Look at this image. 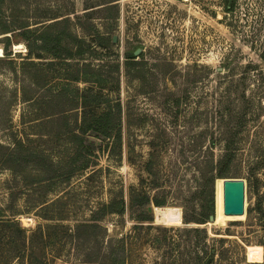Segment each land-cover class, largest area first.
Wrapping results in <instances>:
<instances>
[{"label": "rangeland", "instance_id": "374dc122", "mask_svg": "<svg viewBox=\"0 0 264 264\" xmlns=\"http://www.w3.org/2000/svg\"><path fill=\"white\" fill-rule=\"evenodd\" d=\"M102 1L0 0V219L15 213L30 232L43 223L42 203L61 198L72 228L121 198L122 214L103 215L101 229L83 233L87 246L129 237L132 264H194L191 245L204 232L207 264H264V0H237L230 13L224 0H104L113 9L85 10ZM56 10L75 16L53 24ZM225 90L248 106L225 176L246 183L237 217L223 215V178L206 172L198 137L213 128L206 107ZM174 98L185 99L177 111ZM117 100L120 149L111 155L88 133L96 156L78 172L69 144L77 119ZM130 194L150 204L136 207ZM78 250L64 253L76 263Z\"/></svg>", "mask_w": 264, "mask_h": 264}, {"label": "trees", "instance_id": "16d2710c", "mask_svg": "<svg viewBox=\"0 0 264 264\" xmlns=\"http://www.w3.org/2000/svg\"><path fill=\"white\" fill-rule=\"evenodd\" d=\"M237 0H224L225 12L230 13L234 10ZM103 3H90L85 10H98L95 9L98 6L101 8L113 9L112 1H102ZM88 11V12H90ZM63 11L56 10L54 15L49 17L52 20H56L53 24L60 22H68L69 15L75 16V11L69 14H62ZM87 13V12H86ZM85 13V14H86ZM63 20V21H62ZM69 58L72 55L69 54ZM261 58L264 59V52L261 54ZM128 60L133 59L127 57ZM133 62V61H129ZM132 65H135L133 63ZM37 84L35 81L33 82ZM244 98V94L242 95ZM241 98V100H242ZM184 98H174L171 100V106L176 111L181 108ZM35 99H27L26 102H35ZM233 99L230 97L228 90H225L221 96L213 101V105L206 108H211L210 120L213 123L212 129H203L198 137L200 140L206 142V147H203L204 153H206V159L209 161L205 167L211 172V179L225 178L226 174L230 170V164L234 157L237 148V137L241 134L242 126L247 121V105L236 106L233 103ZM94 103V101H93ZM99 105H93L97 108ZM186 106V103H185ZM77 108V107H76ZM203 114V113H201ZM38 120V119H36ZM121 121H122V105L119 100L114 104L106 106L102 113H81L77 119L76 130L70 135V147L71 155L74 159L73 162L76 165L75 169L78 172L88 169L87 157L94 155V148L90 144H86L85 137L88 133H93L96 137L106 140V147L110 146L111 155H114L121 145ZM204 124H207L203 119ZM239 138V137H238ZM222 144V153L220 158L214 160V152L217 143ZM207 161V160H206ZM8 170L16 172L15 167L11 166ZM40 184V183H39ZM32 185H38L37 182ZM132 199V194H130ZM150 198L146 195L141 196L139 199H135L132 202L136 207H146L150 204ZM61 198L54 201H45L42 203L41 209L37 212L36 216L43 223H39L32 231L28 232L21 227L19 221L13 218L0 219V229H4V235L0 237V264H55L59 259L64 264H132V243L131 239L125 237L120 239H109L94 241L92 246H87L88 241L83 236V233L93 230L101 229L98 222L101 221L103 215L123 212V199L118 200L111 199L108 203L99 206L97 213H95L89 220H81L74 227L64 223L69 220L68 213L65 212L62 205ZM153 203L161 205V201L154 200ZM163 208H154V219H159L162 214ZM99 212H102L97 216ZM141 218V217H140ZM144 220V219H140ZM205 223V222H203ZM199 230L193 229L194 233H199ZM199 243L195 241L191 245V251L194 264H207L209 258L212 259L210 254L205 250V233ZM130 239V240H129ZM129 240V241H128ZM73 244L81 252L82 257L78 259V262L74 263L69 261L72 258L71 251L65 254L66 248ZM106 244V246H104ZM63 252V253H62ZM120 253V254H119ZM68 256V257H66ZM61 257H66L61 259Z\"/></svg>", "mask_w": 264, "mask_h": 264}, {"label": "water", "instance_id": "95a60500", "mask_svg": "<svg viewBox=\"0 0 264 264\" xmlns=\"http://www.w3.org/2000/svg\"><path fill=\"white\" fill-rule=\"evenodd\" d=\"M116 41V37L113 38V42ZM140 52L137 49L134 55L137 56ZM246 183L243 179L223 178L222 184V212L224 216H242L244 212V195H245ZM210 223H216V214L208 218ZM192 226H195L193 224Z\"/></svg>", "mask_w": 264, "mask_h": 264}, {"label": "bare ground", "instance_id": "6f19581e", "mask_svg": "<svg viewBox=\"0 0 264 264\" xmlns=\"http://www.w3.org/2000/svg\"><path fill=\"white\" fill-rule=\"evenodd\" d=\"M16 50L22 49V46L15 47ZM0 56H1V50H0Z\"/></svg>", "mask_w": 264, "mask_h": 264}]
</instances>
